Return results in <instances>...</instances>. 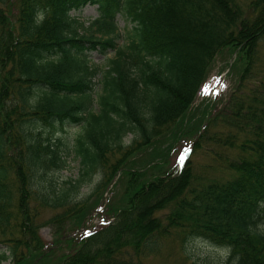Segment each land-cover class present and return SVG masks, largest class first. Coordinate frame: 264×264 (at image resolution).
I'll return each mask as SVG.
<instances>
[{"label": "trees", "instance_id": "16d2710c", "mask_svg": "<svg viewBox=\"0 0 264 264\" xmlns=\"http://www.w3.org/2000/svg\"><path fill=\"white\" fill-rule=\"evenodd\" d=\"M7 1L0 0V241L14 263H41L67 245L55 264H154L160 241L175 236L228 250L226 264H264V0H16L15 15ZM88 6L98 8L99 36L81 34L71 16ZM120 14L135 24L126 49L115 34ZM93 52L114 53L95 96ZM222 52L236 54L232 70L242 67L236 90L225 112L192 116ZM81 125L73 147L81 178L72 189L98 172L97 191L117 176L124 183L104 219L113 222L96 232L83 223L91 196L74 202L48 178L67 163L60 142L40 133ZM174 132L194 135L182 169L169 165L173 147L149 153ZM141 152L149 157L136 168ZM199 154L218 164L205 165L201 177ZM47 210L58 213L43 222ZM68 220L81 226L65 235L58 229ZM46 225L58 230L51 246L40 234Z\"/></svg>", "mask_w": 264, "mask_h": 264}, {"label": "rangeland", "instance_id": "374dc122", "mask_svg": "<svg viewBox=\"0 0 264 264\" xmlns=\"http://www.w3.org/2000/svg\"><path fill=\"white\" fill-rule=\"evenodd\" d=\"M15 1L16 0H8L6 6V9L14 15L17 13V7L19 5V3L14 4ZM71 16L78 20L79 31L81 34L85 31L92 30L95 34H97L96 36L101 35L99 32L95 31V26L93 27V23H95L99 17V11L96 6H88L81 11L72 12ZM129 19L130 18L127 17V15L125 16L120 14L117 16L115 23V34L120 36L119 46L123 49H126L131 44L134 34L135 24ZM113 58L114 53L112 52L108 53L106 56L100 54L99 52L88 54L89 65L91 67H96L99 70L95 77L97 87L96 92L93 94L94 96L98 93L97 91L101 89L100 84L102 82L104 72L106 71V66L108 65V61ZM235 58L236 55L230 57V54L227 52H222L216 57L215 61L208 70V77L197 96L191 113L192 116L196 115L198 118L202 119L206 112L211 113L210 117H214L220 112H225V106L233 92L236 90L242 71V67L232 70V66L236 60ZM92 110L98 111V105L96 103L93 105ZM190 119L191 116L189 120ZM208 121L209 119L206 120V122ZM179 124H181V122ZM84 128L85 126L81 125L77 127H68L64 132L58 131L52 134L48 130H45L40 133L43 140L51 139V142L55 144L60 142L63 156L67 163L64 170L54 172L50 174L48 178L54 183V188L57 192L71 190V199L74 202L83 201L91 196V199L87 202V208L90 209V213L87 220L83 223L89 228L88 231L96 232L105 224L113 222L114 219L110 220L109 223H106V220L104 219H106L109 205H114L119 201L124 189V183L121 181L119 182L120 177L117 176L108 188L104 187L101 191H97L98 185L103 181V175L98 172L94 174L91 180L81 184L79 189H72V186L78 185L77 182L81 178L80 160H78L73 153V147L76 139L84 133ZM180 135H178V137ZM133 138V134L127 135L124 139V143L126 145L131 144ZM193 142L194 135H184L178 139L174 132L170 135V137L161 139L152 145L149 153L155 152L157 154V152L161 153L164 149L167 150V148L173 147V151L169 158V165L182 169L189 156ZM210 148L215 149L213 145ZM138 155L139 156L134 162V166L136 168H141L145 166L149 155L145 154V152H141ZM193 160L197 167L196 175L200 177L210 172L207 169L205 171L206 173H202V170L205 169V165L214 164V168L218 166L217 163L212 162L209 154H206V157L199 154L195 156ZM68 182H71V184H67ZM98 203H100V205L94 210ZM262 208L264 210V206ZM59 212L63 211L60 210ZM57 213V211L47 210L43 214L42 221H49ZM168 213L169 210H165L160 213V216H166ZM261 224V228L263 229L264 221ZM80 226L81 225H77V223L68 220L58 230H61L65 235H70L74 233L76 229L80 228ZM58 230L48 225L42 227L40 234L48 246H51L58 237ZM81 232L82 231L80 230L79 234H81ZM160 243L162 244L161 252L156 256H152L149 262L154 264H226L229 259L228 250L217 248L198 239H191L183 244L181 241L176 239L175 236H173L172 238L162 239ZM69 251L70 250L67 245H63L59 250L54 248L53 250H50L51 256L38 264H55L59 256ZM2 254L9 256V258L7 260H0V264H15L10 253L9 244L0 241V256H2Z\"/></svg>", "mask_w": 264, "mask_h": 264}, {"label": "water", "instance_id": "95a60500", "mask_svg": "<svg viewBox=\"0 0 264 264\" xmlns=\"http://www.w3.org/2000/svg\"><path fill=\"white\" fill-rule=\"evenodd\" d=\"M230 66H231V64H230ZM118 179V178H117Z\"/></svg>", "mask_w": 264, "mask_h": 264}]
</instances>
